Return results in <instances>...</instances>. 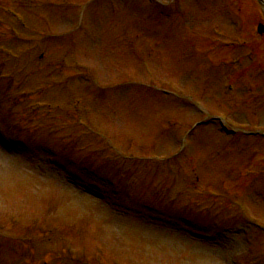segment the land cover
Returning a JSON list of instances; mask_svg holds the SVG:
<instances>
[{"label": "rangeland", "instance_id": "1", "mask_svg": "<svg viewBox=\"0 0 264 264\" xmlns=\"http://www.w3.org/2000/svg\"><path fill=\"white\" fill-rule=\"evenodd\" d=\"M21 1L0 0V123L8 140L0 136V229L8 232L0 237V264H264L263 233L241 221L230 193L218 188L226 168L234 167L228 168L231 180H251L259 189L250 183L234 188L243 190L253 216L264 223L259 2L168 0L163 8L147 0H34L28 12ZM78 5L86 11L87 33L67 37L63 29L71 27ZM7 6L24 13L28 26L19 27ZM31 35L42 43H31ZM140 57L154 78L143 72ZM73 59L94 63L105 90L111 89L93 90ZM125 78L154 79L170 91L171 81L180 82L201 92L211 114L228 112L245 131L229 137L203 123L187 156H170L175 134L165 120L185 131L198 115L187 114L180 100L130 88ZM227 83L233 85L228 95ZM77 106L86 124L94 117L107 133L123 135L126 128L139 140L129 135L127 145L145 157L133 156L119 138L121 151L112 153L74 124ZM152 154L161 160H150ZM94 185L96 192H113L117 205L95 196ZM176 187L182 193L172 203L167 195ZM186 201L201 204L198 213L180 210ZM184 215L191 224L180 221Z\"/></svg>", "mask_w": 264, "mask_h": 264}, {"label": "water", "instance_id": "2", "mask_svg": "<svg viewBox=\"0 0 264 264\" xmlns=\"http://www.w3.org/2000/svg\"><path fill=\"white\" fill-rule=\"evenodd\" d=\"M261 1V0H260ZM259 30H261V27L259 28Z\"/></svg>", "mask_w": 264, "mask_h": 264}]
</instances>
